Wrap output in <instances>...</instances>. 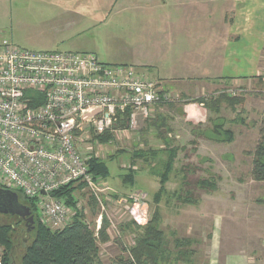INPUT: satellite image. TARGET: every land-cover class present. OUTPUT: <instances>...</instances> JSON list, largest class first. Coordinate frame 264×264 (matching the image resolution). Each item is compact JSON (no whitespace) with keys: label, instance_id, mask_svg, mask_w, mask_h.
Returning a JSON list of instances; mask_svg holds the SVG:
<instances>
[{"label":"rangeland","instance_id":"1","mask_svg":"<svg viewBox=\"0 0 264 264\" xmlns=\"http://www.w3.org/2000/svg\"><path fill=\"white\" fill-rule=\"evenodd\" d=\"M123 1L119 0L109 16H76V20L69 23L56 19V8L50 2L43 3L45 14L34 22L44 24L35 29H44L38 32L43 38L48 37L37 40L25 34L28 32L24 22L26 11L40 7L41 2L0 0V30L6 35L12 30L16 45L35 50L94 52L104 63L133 66L140 74L160 80L164 85L163 93L167 98H162L155 106V118L146 125L141 124L138 135H130L133 131L119 134L120 137L112 133L98 137L97 159L108 166L110 174L105 182L117 193L104 195L102 202L97 200V203L87 185H73L75 206L73 212L70 210V217L73 220L76 213L82 211L84 221L94 231L99 219L100 230L106 220L110 240L99 242L104 264H112L117 257L128 254L125 248L135 245L137 230L140 231L155 212L159 216L158 227L168 242L167 254L160 264H210L216 259L209 226L217 215L226 229L224 245L219 247L217 256L224 261L242 250L255 251L258 253H255L254 264H264V234L248 247L250 236L257 241L259 232L264 231V182L254 180L251 175L253 152L264 116V71L254 77L250 88L245 86L247 81L239 88L226 86L227 81L219 78L218 73L210 72L205 76L204 66H199L200 57L185 54L191 42L190 51L193 50L195 38L192 35V40L190 33L197 35L199 25L191 24L189 31L181 21L168 25L160 20L165 12L184 16L185 7L176 9L169 0L165 5L160 3L162 7L156 10L151 6H137L144 1L128 2L127 7L123 6ZM55 36L58 42L52 41ZM158 37L164 52L156 55L159 50L154 44ZM208 56L212 59L210 54ZM137 62L152 64L142 66ZM195 75L199 78H193ZM221 95L234 97L237 103L230 105L220 98L219 105H214V99ZM246 99L248 103L244 108ZM229 130L233 133L232 141H228L226 134ZM172 150L174 155H171ZM168 163L172 164L169 179L163 184ZM126 176H131L133 182L126 181ZM203 179L213 182L215 187L203 188L198 183ZM135 191H143L146 196L141 208L147 210L148 216L141 224L129 214V199H126ZM79 196L88 200V205L83 202V206L78 207ZM63 199L68 203L67 198ZM33 200L40 212V201ZM26 205L35 216L28 202ZM36 217L40 215L36 213ZM21 219L0 213V221L4 223L23 222V226L25 220ZM18 233L13 264H21L24 240L30 243L33 239V234ZM182 238L193 241L182 245L191 251L184 256L177 254V240ZM1 250L3 254L4 249Z\"/></svg>","mask_w":264,"mask_h":264},{"label":"built area","instance_id":"2","mask_svg":"<svg viewBox=\"0 0 264 264\" xmlns=\"http://www.w3.org/2000/svg\"><path fill=\"white\" fill-rule=\"evenodd\" d=\"M163 90L160 80L133 66L104 63L94 52L23 48L0 31L1 184L40 201L47 227L65 228L75 205L53 193L81 183L100 203L102 196L116 194L90 167L99 158L98 137L138 135L167 98ZM145 198L142 191L126 198L129 214L140 224L148 216L141 208ZM83 202L89 201L79 196L78 207ZM100 226L99 219L97 237Z\"/></svg>","mask_w":264,"mask_h":264},{"label":"crops","instance_id":"3","mask_svg":"<svg viewBox=\"0 0 264 264\" xmlns=\"http://www.w3.org/2000/svg\"><path fill=\"white\" fill-rule=\"evenodd\" d=\"M41 2L40 7L26 11V20L24 22V29L27 30V35L37 40H43V35L39 31L44 29L36 27L44 24L43 22H34L37 17L45 14L46 9L42 8V4H52L55 10V17L57 20L61 19L62 22H73L76 16L93 18L95 16L112 14V9L118 4L119 0H35ZM137 0H125L123 6H128V2ZM144 1L138 3L137 6L153 7L156 10L161 8L162 4H167L169 0H140ZM172 5L177 7H185L184 16L167 15L163 14L160 20L164 23H181L189 31L191 24L199 25V33H190V37L195 38L193 50L190 47L193 42L189 44V49L186 56L195 54L200 57L199 66H204L206 70L205 76L208 73H218L219 78L227 81L226 86L241 87L243 83L251 87L254 77L264 71V0H170ZM151 3V4H150ZM126 6V7H127ZM216 7L214 11L211 9ZM203 8L206 10L203 11ZM58 16V17H57ZM165 16V18H164ZM182 17V18H180ZM57 23H61L57 21ZM189 24V25H188ZM5 33L4 30H0ZM6 35V33H5ZM10 40L15 43L13 31L11 34L6 35ZM50 37V35H49ZM192 37V40H193ZM52 41L58 42L59 39L55 36ZM175 40V34L172 33V43ZM214 40L216 42L213 44ZM161 38L158 37L155 42V48L159 50L156 55L162 54ZM35 50V49H32ZM198 50V51H197ZM207 54V55H206ZM211 55L212 59L208 55ZM206 56V57H204ZM142 66H149L152 63L141 64ZM202 76V75H201ZM174 77V76H172ZM193 78H199L198 75ZM252 90V89H250ZM247 98V97H246ZM247 100L243 105L246 108ZM202 113V111H201ZM212 196V195H211ZM219 218V219H218ZM211 232V247L215 249V257L210 264H254L255 251L242 250L236 256H228L224 261L220 259L216 252L219 247L224 245V234L226 232L225 223L219 215L209 226ZM257 241L253 236H250L248 247L258 242L262 238L264 231L259 232ZM261 235V237H260ZM191 239V238H190ZM258 253V252H257ZM256 253V254H257ZM214 255V253H213Z\"/></svg>","mask_w":264,"mask_h":264},{"label":"trees","instance_id":"4","mask_svg":"<svg viewBox=\"0 0 264 264\" xmlns=\"http://www.w3.org/2000/svg\"><path fill=\"white\" fill-rule=\"evenodd\" d=\"M220 98L221 101L230 105L237 103L234 97L221 95L218 99H214V105L219 103ZM201 102L206 104L203 100ZM216 107L218 106L216 105ZM226 134H228V141H232L233 133L229 130L226 131ZM174 153L175 151L172 150L171 155ZM171 166V163L166 166L167 170L161 181L163 184L169 179L168 173ZM90 167L96 176L104 180L109 177V168L101 159H93ZM251 175L254 180L264 182V116L259 129V141L253 152ZM125 179L133 182L131 176H126ZM198 183L203 188L215 187V184L207 179L200 180ZM0 188L6 187L0 183ZM74 190L75 187L70 184L55 191L53 195L59 198H67L68 203L74 205L72 202ZM17 193L21 203L26 205L28 202L33 208L35 218L36 213L39 214L36 202L27 198L20 191ZM84 217L82 211L77 212L72 222L61 230L50 229L42 222L41 218L37 217L35 228L32 231H29L25 224L21 226L23 222L10 224L0 221V248L4 249L3 264H13L18 231L33 234L30 243L24 240L25 250L21 257V264H104L100 257L99 242L104 243L110 240L107 227L104 224L106 220L104 219L103 227L99 231V237H97L95 231L84 221ZM22 219L21 221L24 220ZM158 222V212H155L149 222L140 231L137 230L135 245L123 249L128 254L117 257L112 264H160V260L167 254L168 242L165 233L159 229ZM177 241L179 242V246H177L178 255L184 256L191 253L186 248H182V245L186 243L187 245L192 244L191 239L182 238Z\"/></svg>","mask_w":264,"mask_h":264},{"label":"water","instance_id":"5","mask_svg":"<svg viewBox=\"0 0 264 264\" xmlns=\"http://www.w3.org/2000/svg\"><path fill=\"white\" fill-rule=\"evenodd\" d=\"M0 213L20 216L25 220L29 231L35 228V218L31 209L20 202L16 191L0 188Z\"/></svg>","mask_w":264,"mask_h":264},{"label":"bare ground","instance_id":"6","mask_svg":"<svg viewBox=\"0 0 264 264\" xmlns=\"http://www.w3.org/2000/svg\"><path fill=\"white\" fill-rule=\"evenodd\" d=\"M143 192V191H142Z\"/></svg>","mask_w":264,"mask_h":264}]
</instances>
